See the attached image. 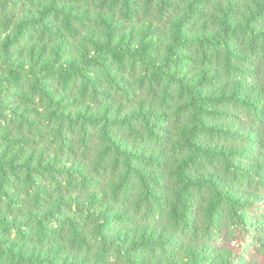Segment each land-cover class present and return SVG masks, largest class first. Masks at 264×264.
<instances>
[{
    "label": "trees",
    "instance_id": "16d2710c",
    "mask_svg": "<svg viewBox=\"0 0 264 264\" xmlns=\"http://www.w3.org/2000/svg\"><path fill=\"white\" fill-rule=\"evenodd\" d=\"M0 264H264V0H0Z\"/></svg>",
    "mask_w": 264,
    "mask_h": 264
}]
</instances>
